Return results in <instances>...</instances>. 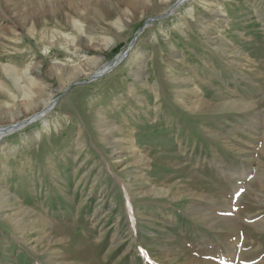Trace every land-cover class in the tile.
<instances>
[{
  "label": "rangeland",
  "instance_id": "1",
  "mask_svg": "<svg viewBox=\"0 0 264 264\" xmlns=\"http://www.w3.org/2000/svg\"><path fill=\"white\" fill-rule=\"evenodd\" d=\"M56 1L0 0V264H264V0Z\"/></svg>",
  "mask_w": 264,
  "mask_h": 264
},
{
  "label": "bare ground",
  "instance_id": "2",
  "mask_svg": "<svg viewBox=\"0 0 264 264\" xmlns=\"http://www.w3.org/2000/svg\"><path fill=\"white\" fill-rule=\"evenodd\" d=\"M27 0H21V2H22V4L24 5V7L25 6H27L28 7V5H31V4H33L32 3V0H28L27 2H26ZM33 1H35V0H33ZM37 2H38V6H43V3H47V0H36ZM42 1H45V2H42ZM53 1H55V0H53ZM57 1H63V0H57ZM56 1V2H57ZM77 1L78 0H67V2H68V4H69V6L71 7V9H73L76 5H77ZM131 1V3L132 2H134V1H136L137 3L138 2H140V4L141 3H143V0H130ZM180 1H183V0H180ZM66 2V3H67ZM48 3H49V0H48ZM178 3H179V1H178ZM51 4H49V6H50ZM65 6H66V4H64ZM54 6V5H53ZM32 7V6H31ZM50 8V7H49ZM53 8V7H52ZM30 9V8H29ZM36 9V8H35ZM51 9V8H50ZM59 9V7H57V6H55V11L57 12V10ZM31 10V9H30ZM35 11H39V10H35ZM54 11V12H55ZM51 12V11H50ZM97 13V12H96ZM95 13V14H96ZM33 14V13H32ZM97 16H99V17H103V14H100V12L99 13H97ZM106 18V17H105ZM154 20L155 19H157V18H153ZM154 20H152V19H150V20H148V22H150V21H154ZM148 22H147V24H148ZM147 24H146V26H147ZM96 74H98V73H96ZM47 106V105H46ZM46 106H44V107H42V109L40 110V112L38 113L39 115H42V114H44V112H45V110H44V108L46 107ZM37 114H35V115H33V116H36ZM32 116V117H33ZM31 120V119H30ZM25 126V125H24ZM23 126V127H24ZM4 128H1L0 130H3ZM2 132L0 131V134H1ZM8 133V131H7V129H4V132H3V135H5V134H7Z\"/></svg>",
  "mask_w": 264,
  "mask_h": 264
},
{
  "label": "water",
  "instance_id": "3",
  "mask_svg": "<svg viewBox=\"0 0 264 264\" xmlns=\"http://www.w3.org/2000/svg\"><path fill=\"white\" fill-rule=\"evenodd\" d=\"M152 20H154V19H152ZM147 22H148V21L145 22L144 27H146ZM132 45H133V42L130 44L128 50L132 47ZM128 50L124 53V55H123L120 59H118V61L113 65V67L117 66V65L122 61L123 57H125V56L127 55ZM113 67H112V68H113ZM112 68H109V69H107V70H104V71L99 72L98 74H95L94 76H92V77L90 78L89 81H90V82H91V81H94L95 79H97V78L103 76L105 73L109 72ZM44 113H45V112H44ZM42 115H43V114H42ZM42 115L37 114L36 116L31 117V118H30L31 120L28 119V120L25 121V122H21V123H19V124H15V125L8 126V127H5L4 129H7V131H8L7 135H8V134H11V133H13L14 131H16V130L22 128L24 125H27V124H29V123L34 122L36 119H38V118H39L40 116H42ZM4 129H3V130H4Z\"/></svg>",
  "mask_w": 264,
  "mask_h": 264
}]
</instances>
